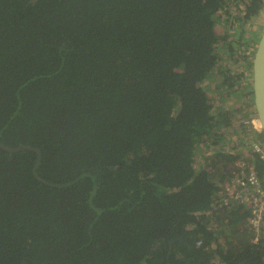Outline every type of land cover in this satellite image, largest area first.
Segmentation results:
<instances>
[{"label": "trees", "instance_id": "16d2710c", "mask_svg": "<svg viewBox=\"0 0 264 264\" xmlns=\"http://www.w3.org/2000/svg\"><path fill=\"white\" fill-rule=\"evenodd\" d=\"M263 8L0 0V142L39 150L0 148V264H264V228L252 243L248 211L218 208L243 105L212 102L252 95L241 51Z\"/></svg>", "mask_w": 264, "mask_h": 264}, {"label": "built area", "instance_id": "2783aa9c", "mask_svg": "<svg viewBox=\"0 0 264 264\" xmlns=\"http://www.w3.org/2000/svg\"><path fill=\"white\" fill-rule=\"evenodd\" d=\"M244 125L256 132L257 119H245ZM248 148L264 166V141L249 140ZM232 175L220 186L218 191L221 210L233 206H243L248 211L247 228L252 236L251 242L259 241L264 228V174L258 175L245 160L233 164Z\"/></svg>", "mask_w": 264, "mask_h": 264}, {"label": "rangeland", "instance_id": "374dc122", "mask_svg": "<svg viewBox=\"0 0 264 264\" xmlns=\"http://www.w3.org/2000/svg\"><path fill=\"white\" fill-rule=\"evenodd\" d=\"M263 27H264V8L259 13V15L257 16V18H255L253 24L250 25V29H249V31L255 32L258 35L256 37H254L253 39H249L248 42L245 43L244 50L243 51L240 50L241 51V54L248 55L249 57H251V55L254 54V51H255V47H256L258 38H259V36H260V34L262 32ZM226 30H227V28L224 25H222V23H219V24L216 25V34H217L218 44H219V42L222 41V39L224 37V32H226ZM219 48H221V46ZM218 53L223 55L224 54V51L221 49V50L218 51ZM222 58H224V57H222ZM236 69L237 70H241L242 68L241 67H236ZM236 74H234V76ZM248 76L249 75L246 74V82H245V84H247V86L250 87V83L251 82H250V79H249ZM213 77L216 78L215 79L216 82H219V76H216V72H214ZM210 90H211V88H210ZM252 98H253L252 95L248 96L245 99V102L244 103H241L242 98L238 100L235 96H231L229 99H227V100L225 99L224 101L222 100V97L220 99L216 94H214L213 95V98H212V102H213V104H214V106H215L216 109L217 108L241 107L243 105V107H241L242 108V111H240L238 114H236L233 117V120H231V123H232L231 129H229L227 131L228 132L227 134L230 137L229 144H228V147H229L228 152L233 151L232 148H231L232 147V143L231 142H234V141H237L238 142V145L236 144V148L237 149L234 152H236L237 150L241 149V152L239 153L238 159L235 160V162L236 161H239V160H245V162L247 164L250 163V156H249V154H251L252 152L250 150H248L247 141L240 138L241 137V133L238 130H240V128L246 127L248 129V131H249L247 133L251 134L253 132H256V131H254L252 129H249V128H252L251 125H250V127H247L246 125H244L245 119H251V118L252 119L253 118L254 119H257V115H256V112H255L254 106H251L249 104V102L252 101ZM235 128H236V130L234 132L233 129H235ZM258 132H261V131L259 130ZM243 144H246V145H243ZM207 155H209V154L207 153ZM215 166L219 167V166H221V164H217L216 163ZM230 169L232 170V165L231 166L228 165L225 168V172H229ZM240 228L242 230H245L247 228V225L245 223H243V224L240 225ZM246 234L247 235H250L248 232H246ZM238 237H239V235H238ZM239 238L236 239L235 241L232 239L234 241V243L236 244L237 248L241 247L240 246L241 244H240ZM213 264H218V262H214Z\"/></svg>", "mask_w": 264, "mask_h": 264}, {"label": "water", "instance_id": "95a60500", "mask_svg": "<svg viewBox=\"0 0 264 264\" xmlns=\"http://www.w3.org/2000/svg\"><path fill=\"white\" fill-rule=\"evenodd\" d=\"M252 102L260 122V131L264 134V27L258 38L252 58ZM2 150L13 152L22 149H31L39 152L37 148L18 146L8 147L0 142Z\"/></svg>", "mask_w": 264, "mask_h": 264}, {"label": "clouds", "instance_id": "9594fccd", "mask_svg": "<svg viewBox=\"0 0 264 264\" xmlns=\"http://www.w3.org/2000/svg\"><path fill=\"white\" fill-rule=\"evenodd\" d=\"M221 185H222V184H221ZM221 185H220V186H221ZM236 207H241V206H236ZM242 208L245 209L243 206H242ZM245 210H247V209H245ZM248 216H249V214H248ZM247 221H248V218H247L243 223L246 224ZM246 230H247L248 233H250L249 229H246ZM262 232H263V231H262Z\"/></svg>", "mask_w": 264, "mask_h": 264}, {"label": "bare ground", "instance_id": "6f19581e", "mask_svg": "<svg viewBox=\"0 0 264 264\" xmlns=\"http://www.w3.org/2000/svg\"><path fill=\"white\" fill-rule=\"evenodd\" d=\"M257 126H260V122H259V120L257 119Z\"/></svg>", "mask_w": 264, "mask_h": 264}, {"label": "flooded vegetation", "instance_id": "af4514ba", "mask_svg": "<svg viewBox=\"0 0 264 264\" xmlns=\"http://www.w3.org/2000/svg\"><path fill=\"white\" fill-rule=\"evenodd\" d=\"M258 133H260V132H258Z\"/></svg>", "mask_w": 264, "mask_h": 264}]
</instances>
